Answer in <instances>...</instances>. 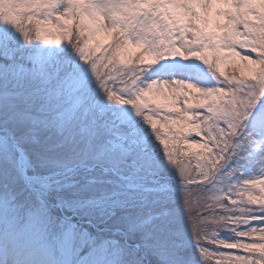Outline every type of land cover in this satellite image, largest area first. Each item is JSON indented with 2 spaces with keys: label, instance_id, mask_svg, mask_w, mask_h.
Masks as SVG:
<instances>
[{
  "label": "snow or ice",
  "instance_id": "snow-or-ice-1",
  "mask_svg": "<svg viewBox=\"0 0 264 264\" xmlns=\"http://www.w3.org/2000/svg\"><path fill=\"white\" fill-rule=\"evenodd\" d=\"M0 264H264V0H0Z\"/></svg>",
  "mask_w": 264,
  "mask_h": 264
}]
</instances>
